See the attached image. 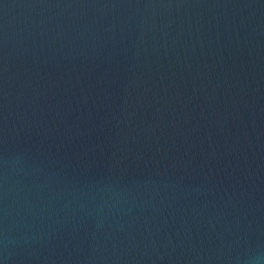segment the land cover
I'll return each instance as SVG.
<instances>
[{
  "label": "water",
  "instance_id": "obj_1",
  "mask_svg": "<svg viewBox=\"0 0 264 264\" xmlns=\"http://www.w3.org/2000/svg\"><path fill=\"white\" fill-rule=\"evenodd\" d=\"M0 264H264V0H0Z\"/></svg>",
  "mask_w": 264,
  "mask_h": 264
}]
</instances>
